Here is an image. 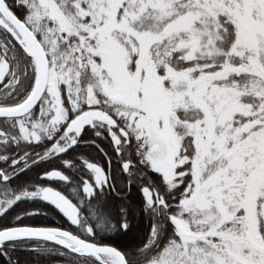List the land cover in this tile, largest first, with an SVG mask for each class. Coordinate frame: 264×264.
I'll return each mask as SVG.
<instances>
[{"label":"snow or ice","instance_id":"snow-or-ice-1","mask_svg":"<svg viewBox=\"0 0 264 264\" xmlns=\"http://www.w3.org/2000/svg\"><path fill=\"white\" fill-rule=\"evenodd\" d=\"M0 264H264V0H0Z\"/></svg>","mask_w":264,"mask_h":264}]
</instances>
